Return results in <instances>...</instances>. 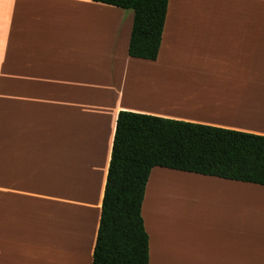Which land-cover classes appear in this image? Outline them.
Returning <instances> with one entry per match:
<instances>
[{
	"label": "crops",
	"instance_id": "0c3cea01",
	"mask_svg": "<svg viewBox=\"0 0 264 264\" xmlns=\"http://www.w3.org/2000/svg\"><path fill=\"white\" fill-rule=\"evenodd\" d=\"M134 12L0 0V264H92L117 118L264 135V0H169L156 60ZM151 264H264V185L152 169Z\"/></svg>",
	"mask_w": 264,
	"mask_h": 264
},
{
	"label": "trees",
	"instance_id": "16d2710c",
	"mask_svg": "<svg viewBox=\"0 0 264 264\" xmlns=\"http://www.w3.org/2000/svg\"><path fill=\"white\" fill-rule=\"evenodd\" d=\"M134 12L132 57L156 60L169 0H95ZM156 166L264 185V135L120 111L92 264H151L142 215Z\"/></svg>",
	"mask_w": 264,
	"mask_h": 264
},
{
	"label": "rangeland",
	"instance_id": "374dc122",
	"mask_svg": "<svg viewBox=\"0 0 264 264\" xmlns=\"http://www.w3.org/2000/svg\"><path fill=\"white\" fill-rule=\"evenodd\" d=\"M130 11H132V10H130Z\"/></svg>",
	"mask_w": 264,
	"mask_h": 264
}]
</instances>
